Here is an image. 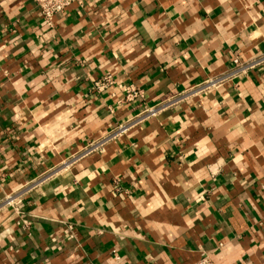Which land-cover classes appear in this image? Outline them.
<instances>
[{
  "label": "crops",
  "instance_id": "crops-1",
  "mask_svg": "<svg viewBox=\"0 0 264 264\" xmlns=\"http://www.w3.org/2000/svg\"><path fill=\"white\" fill-rule=\"evenodd\" d=\"M260 56L264 0H0V264H264V61L200 88Z\"/></svg>",
  "mask_w": 264,
  "mask_h": 264
},
{
  "label": "built area",
  "instance_id": "built-area-1",
  "mask_svg": "<svg viewBox=\"0 0 264 264\" xmlns=\"http://www.w3.org/2000/svg\"><path fill=\"white\" fill-rule=\"evenodd\" d=\"M34 4L36 5L43 23L47 27H53L55 18L58 15H65L69 9L72 7L74 3H80V0H33ZM264 61V56L257 57L256 59H253L248 62H241L237 57L233 59V67L229 73V75H224L222 77L213 79L211 81H207V83H204L203 85L200 86L202 90H206L212 86L218 85L224 81V79L229 78L231 76H236L240 73H244L248 69H251L255 65L261 63ZM105 80H109L108 78ZM96 87L99 89L102 87V85L96 84ZM124 91V100L125 101H130L134 98L141 97L142 96V91L133 85H127L123 89ZM170 102V101H168ZM155 109H146L145 113L136 117L132 123H134L137 120L142 119L144 116L154 113ZM125 127H120L119 131H123ZM39 181L37 180L34 183H30L27 185H24L20 187L16 192L13 194L7 196L5 198L4 203L7 205H11L10 203H13L17 198L21 197L23 194H25L29 189H31L34 185H36ZM193 264H214L212 259L208 256L205 255L202 258H200L198 261L194 262Z\"/></svg>",
  "mask_w": 264,
  "mask_h": 264
}]
</instances>
